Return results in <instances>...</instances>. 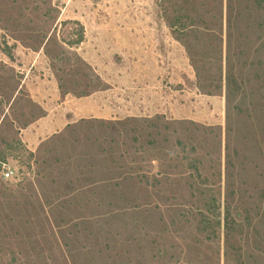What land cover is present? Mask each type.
<instances>
[{
  "label": "rangeland",
  "instance_id": "1",
  "mask_svg": "<svg viewBox=\"0 0 264 264\" xmlns=\"http://www.w3.org/2000/svg\"><path fill=\"white\" fill-rule=\"evenodd\" d=\"M0 264H264V0H0Z\"/></svg>",
  "mask_w": 264,
  "mask_h": 264
}]
</instances>
